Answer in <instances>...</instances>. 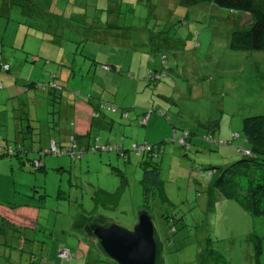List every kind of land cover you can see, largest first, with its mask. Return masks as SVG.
I'll use <instances>...</instances> for the list:
<instances>
[{
	"label": "rangeland",
	"instance_id": "374dc122",
	"mask_svg": "<svg viewBox=\"0 0 264 264\" xmlns=\"http://www.w3.org/2000/svg\"><path fill=\"white\" fill-rule=\"evenodd\" d=\"M121 1L123 9L116 18L106 15V0H31L30 4L18 0L11 3L10 16L21 12L27 23L0 18V61L15 68L17 57L22 62L39 58L27 61L20 76L13 75L22 80L15 81V93H23L21 83L26 81H47L51 70L59 75L72 69L68 84H62L64 92L72 98L77 92L83 103L88 95H101L113 109L100 104L105 118L100 125L92 124L96 133L81 160L40 156L38 151L47 149V130H40V142L35 136L28 139L23 113L56 121L59 105L35 88L27 90L35 99L29 106L12 104L4 98L8 83L1 81L0 205L10 209L29 205L36 219L32 228L17 226L10 232L13 248L17 250L21 236L26 240L24 252H40L41 263L54 264L44 253L60 242L69 247V259L71 254L80 259L73 257L72 264H112L89 249L84 227L94 220L131 227L137 212L144 211L156 225L164 264H264V218L249 217L215 192L207 203L204 192L205 169L224 168L239 155L227 146L212 147L202 138L210 136L215 143L238 134L229 148L240 146L241 120L264 114V52L228 49L229 33L236 22L238 28L245 25L247 17L239 15V23L240 17L225 9L203 4L181 8L175 0ZM50 14L61 15V20L54 21ZM53 31L57 35L62 31V37L48 34ZM102 64H111L113 70L104 71ZM148 71L163 76L148 83ZM40 107H47L49 114ZM148 109L153 112L145 113ZM123 111L127 118L119 116ZM213 123L216 127H209ZM181 132L191 133L189 149L173 142ZM140 143L154 145L149 157L131 151ZM106 146L115 151L101 150ZM2 147L14 154L5 156ZM18 149L23 152H15ZM218 156L230 160L223 165ZM33 160H40L43 168L34 171ZM143 161L157 164L161 181V195L149 201L147 209L142 197ZM77 235L79 247L74 242Z\"/></svg>",
	"mask_w": 264,
	"mask_h": 264
},
{
	"label": "trees",
	"instance_id": "16d2710c",
	"mask_svg": "<svg viewBox=\"0 0 264 264\" xmlns=\"http://www.w3.org/2000/svg\"><path fill=\"white\" fill-rule=\"evenodd\" d=\"M21 1H23L24 4H30L31 2V0H21ZM12 2L18 3V0H2L0 4V18H3L5 22L12 20V22H15V24L18 25L20 24L19 21L21 20L24 23H27L26 21L27 17H25L24 19L23 14L21 12L17 14L16 13L13 14L14 17L10 16V14L13 13L10 8ZM175 3L181 8H185L188 6H196L201 4L211 5L219 9H225L232 14L235 13L238 16L241 15V17L242 16L247 17L245 25H242V27L238 28L236 22L235 23L236 27H233L232 31L229 33L228 49L233 52H264V0H175L174 4ZM120 9L121 10L123 9V2L121 0H106V13H107L106 15L112 18H116L118 15V11ZM5 14L7 15V17ZM50 15L51 17H53V19H56L54 21L61 20L60 18L61 15H56V14H50ZM12 17L13 19H11ZM241 17L238 18L239 23H241ZM25 27L28 26L25 25ZM45 27H44V31H46ZM27 31L24 34V39L28 35ZM31 31L42 34L44 33L41 32L39 29H32ZM48 34H50L55 38H59L62 37L63 33L61 31L59 32V35H57V33L53 31L52 33L49 32ZM1 52L2 50L0 48V59H1ZM161 58L164 59V56H162ZM27 61L31 63H35L39 61V58L32 57L30 59H27ZM27 61L23 60V62H25L23 63L21 58L19 57L15 58L14 59V62L16 64L15 68L12 66H8L3 61H0V89L2 87L1 86L2 80L8 83L5 88L6 90H8V88L11 86H15L16 80L22 81L21 79H18L13 75L17 76L16 75L17 70H24L23 66L26 64ZM105 61L110 62L109 60H105ZM45 63H47V61H45ZM101 68H103L104 71L113 70V66L111 64H104V65L102 64ZM65 72L69 73V76H71L72 69L67 70ZM162 74L163 72H159V71H155V72L148 71L147 82L148 83L156 82V80L160 79V75L163 76ZM59 75H57V72L55 70H51L48 80L43 83L36 84L28 81H26L25 84L21 83L23 85V89H22L23 93L29 90L28 88H35L40 91H45L43 92L45 93L44 95H47V97L51 96L52 103L57 104L59 103L58 101L60 100V95H56L52 93L54 91L57 92V90H59L58 92L59 94L60 92H64L62 83L61 84L58 83L60 77ZM262 79L264 84V74ZM4 96L6 97V100L9 99L10 103H12V101L17 100L13 96L9 97L7 93H4ZM263 96H264V85H263ZM76 97L78 99L81 96H79V94L76 92L75 98ZM101 98H103L101 95H97V97L88 95L87 99L93 100V103H90L88 100L84 102V103H88V105L91 106L93 111L97 114L96 116H98L99 119L98 121H100L99 125L102 124V121L100 119L105 118L104 114H102V112L100 111L102 110L100 106L101 105L105 106V110H111V111L113 110L112 106H109L106 103L108 101ZM115 108H116L115 110L117 111L118 108L117 107ZM149 111L153 112L151 109H148L145 111V113ZM118 114L122 118H127V114L124 111L119 112ZM156 114H158V116H163L162 112L157 111ZM103 120L105 121V119ZM26 123L27 125L25 130L27 129L29 130L30 121L27 120ZM209 127H216V124L215 123L209 124ZM240 132L242 135L240 146H236V147L233 146L231 148H229V146L232 145V142L234 140H237L239 138L238 134H232L228 141H220V142L217 141L215 143H213V140L210 136L207 137L204 136L202 138V142L211 145L212 147L225 148L227 146L226 147L227 150L230 151L232 149L231 152H234L237 155H239V158L236 161L230 163L229 165H226L224 168L220 169V168L208 167L205 169L208 175V181L204 188V192L208 196L207 203H209V201L212 200L213 194L215 192L221 199L233 201L234 203H236L249 217L264 218V114L243 118L241 120ZM181 133L182 135H180L178 138H183L184 143L187 146L186 148L185 147L184 148L189 149L188 139L191 136V133H186V132H181ZM171 134L172 136L176 135L173 126H172ZM70 138L73 139V136H70ZM178 138H173V142L176 143L178 146L183 147L176 142V139ZM67 141H69V138ZM51 142L53 143V141H50L49 144ZM139 145H142V143H140ZM139 145L133 144L131 146V151L136 156L149 157V154L152 152L154 145L150 147L147 144L143 143L145 150L142 151L135 150L136 147ZM54 147L56 149L65 148V146L57 147L55 146V144ZM103 148L106 150L105 152H109L107 151L108 148L109 150L115 151V148L113 146L111 147L106 146ZM2 150L4 151V155L7 157H11L14 154V152L11 151L9 148L7 149L2 147L1 151ZM78 150L82 152V155L79 159L77 158L72 162L79 161L83 157L84 155L83 153L85 150H83L82 148ZM19 151L23 152L22 149H18L15 152L18 153ZM47 151L48 150H40L38 151V155L40 156L49 155L47 154ZM58 156H66V155H58ZM228 158L229 157L218 156V159L222 162L223 165L229 162L230 159ZM33 162L41 163V167L39 168L34 167ZM142 164L146 165L144 169L142 168L143 171H142L141 183L143 184V189H142L143 203L145 208L147 209V207L149 208V206L147 205L148 202L154 200L156 196L161 195V181L159 179L157 164L147 163L144 161L142 162ZM30 166L34 171H36L43 168V163L40 160H33L30 162ZM22 206L28 207L27 205H22ZM255 239L256 241L254 243L259 244L260 246L261 245L260 239L258 238ZM24 241L26 240L19 239L18 241V243H20L19 250H21ZM254 248L257 250V252L261 251V248L258 246H254ZM60 249H64L67 251L68 247H66L65 245L61 246L56 250V252ZM42 260L44 259L42 258ZM53 260L55 263L57 262L55 257ZM41 264H43V262ZM65 264H70L69 255H68V262Z\"/></svg>",
	"mask_w": 264,
	"mask_h": 264
},
{
	"label": "crops",
	"instance_id": "0c3cea01",
	"mask_svg": "<svg viewBox=\"0 0 264 264\" xmlns=\"http://www.w3.org/2000/svg\"><path fill=\"white\" fill-rule=\"evenodd\" d=\"M23 73V70H17L16 75L20 76V74ZM59 82L62 84L65 82L66 85L68 84V79L74 74L71 73V76H68L69 73H62V71L59 73ZM30 78V77H28ZM14 86H11L7 90V94L9 97H14L17 100L20 101H12V104L16 102L18 105L22 103V106H29L34 98H29L33 95L30 94V92H24L22 93L20 90H18V93H15ZM17 94V95H15ZM60 97L63 99V101H58L59 103L55 104V106L59 105L58 108V117L55 121L54 118H51V121H48V119L39 120L35 117V114L31 118L30 116L26 115V112L23 113V116L25 117V120L30 121V128L29 130H25V133L27 134V138L32 139V136H35V140L41 141V131L44 132L47 130L46 135H44V140L46 139L47 148L48 143L50 141H53L55 146L57 147H64L67 146L69 141L68 138L70 136H73V143L76 142L77 148L81 149L82 147L85 148L83 150H88V147L91 144L90 136L95 135L96 131L92 130V124H98V116L93 111L92 107L88 105V103H83L79 98H73L67 93V92H60ZM5 97V96H4ZM6 99V97H5ZM41 99V97H40ZM93 103V101L91 102ZM27 104V105H26ZM51 107V110H54V107ZM42 110L46 112L48 115L49 112L47 111V107H40ZM57 108V107H56ZM60 109V110H59ZM52 112V111H51ZM54 114V112H52ZM23 117V118H24ZM47 123H50V127H47ZM33 124V126H32ZM58 124L60 125V128L58 129ZM19 125V124H18ZM27 125V124H26ZM98 125H96L98 127ZM57 129V130H56ZM41 130V131H40ZM54 132L55 135H48L50 132ZM19 132L21 134V129L19 128ZM47 150V149H45ZM82 150V151H83ZM71 160V159H70ZM72 162V160H71ZM61 166V165H59ZM28 207L21 206L16 209H10L7 206L0 205V264H41L40 256L41 253L37 252L36 255H32L31 252H24V244L26 241H24L22 244L21 250H19V237L16 246H18L17 250L13 247L15 246V243L13 244L10 240V232L14 231L17 226L23 227V228H32V222L35 219L34 214L35 210L31 209L29 205ZM34 217V218H33ZM6 231H9V233H6ZM25 240V239H24ZM81 237L80 235H77V238L74 239L76 247H79L81 244ZM83 241V240H82ZM84 243V242H83ZM64 246L60 242H55L54 244L50 245L49 252L44 253L45 256H47L48 259L46 261H52L55 257L56 250ZM67 247V246H66ZM85 247V246H81ZM87 247V246H86ZM69 248V247H68ZM88 248V247H87ZM77 257L71 254L70 258V264H72V258ZM77 260H80L77 257ZM44 264V262H43Z\"/></svg>",
	"mask_w": 264,
	"mask_h": 264
},
{
	"label": "water",
	"instance_id": "95a60500",
	"mask_svg": "<svg viewBox=\"0 0 264 264\" xmlns=\"http://www.w3.org/2000/svg\"><path fill=\"white\" fill-rule=\"evenodd\" d=\"M82 232L89 249L114 264H164L156 225L144 211L137 212L131 227L94 220Z\"/></svg>",
	"mask_w": 264,
	"mask_h": 264
},
{
	"label": "built area",
	"instance_id": "2783aa9c",
	"mask_svg": "<svg viewBox=\"0 0 264 264\" xmlns=\"http://www.w3.org/2000/svg\"><path fill=\"white\" fill-rule=\"evenodd\" d=\"M176 142L183 146V147H187L184 143V140L183 138H178L176 139ZM47 154L49 155H52V156H58V155H66L68 156L72 161L75 160V159H79L82 155V152H80L78 150V148L75 146V143H73V139L72 138H69V143L67 146H65V148L63 149H56L54 147V144L51 142L47 148ZM101 150L103 151H106L104 148H101ZM109 150V148H108ZM135 150H145L143 144L142 145H139L136 147ZM33 166L36 167V168H39L41 167V163H36V162H33ZM55 258L57 260L56 263L54 264H65L68 262V253L66 250L64 249H60L56 252L55 254Z\"/></svg>",
	"mask_w": 264,
	"mask_h": 264
}]
</instances>
